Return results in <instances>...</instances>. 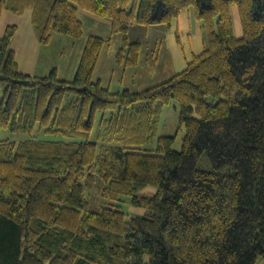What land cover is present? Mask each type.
Returning <instances> with one entry per match:
<instances>
[{
	"label": "trees",
	"instance_id": "obj_1",
	"mask_svg": "<svg viewBox=\"0 0 264 264\" xmlns=\"http://www.w3.org/2000/svg\"><path fill=\"white\" fill-rule=\"evenodd\" d=\"M81 8L111 34L87 38L74 80L21 70L17 24L0 37V264H264V0H0V17L30 10L48 43L83 34ZM190 8L208 45L180 72L141 91L94 79L114 35L169 30ZM140 53L125 37L117 62ZM172 100L180 151L159 134ZM94 175L96 210L82 182Z\"/></svg>",
	"mask_w": 264,
	"mask_h": 264
},
{
	"label": "rangeland",
	"instance_id": "obj_2",
	"mask_svg": "<svg viewBox=\"0 0 264 264\" xmlns=\"http://www.w3.org/2000/svg\"><path fill=\"white\" fill-rule=\"evenodd\" d=\"M188 11H190L189 15L191 16L194 9L190 8ZM231 13L235 35L240 37L242 36V28L236 6H231ZM79 18L83 22V34L81 36L73 37L54 32L48 43H42L34 29L30 10L24 13L5 10L0 17V37L5 35L7 26L17 24L18 32L11 46L16 51L21 70L33 76H46L52 70L57 69L59 78L74 80L87 38L91 34L104 38L111 34L109 18L100 17L83 8L79 10ZM191 20L189 32H187V24L180 26L175 20L169 30L164 25L135 24L129 28L125 35H114L111 43L105 46L103 50L102 58L94 73V79L100 78L104 84L109 85L110 79L114 78L116 84L124 82L131 90L141 91L180 72L193 59L194 55L202 52L207 44V37L201 24L196 18L194 20L192 17ZM125 37L128 38L129 42L141 43L138 65L124 66L117 62V54L124 44ZM180 111V105L176 100L167 104L163 108L159 128L160 135L175 137L172 149L176 151L182 149L186 131L185 125L180 122ZM5 133L12 138L16 136L17 139L18 136L25 137L24 134L16 135L9 131H5ZM97 179L99 180L98 175L87 176L82 179L93 210H96L95 208L101 204V200L98 198ZM151 191L154 189L148 190V192ZM127 198L118 201L117 204L125 211L130 212L131 206L128 201L129 198ZM262 263L261 260L258 264Z\"/></svg>",
	"mask_w": 264,
	"mask_h": 264
},
{
	"label": "crops",
	"instance_id": "obj_3",
	"mask_svg": "<svg viewBox=\"0 0 264 264\" xmlns=\"http://www.w3.org/2000/svg\"><path fill=\"white\" fill-rule=\"evenodd\" d=\"M190 14V11H187V12H184L183 13V15H181V17L177 20V25H182V26H184V25H188V30H187V32H189V30H190V24H191V19H192V17H193V19L195 20V18H194V16H195V14H194V12L192 13V15L190 16L189 15ZM182 18V19H181ZM180 19H181V21H180ZM183 20V21H182ZM181 22H184V23H181ZM174 24V23H173ZM173 35V34H172ZM201 38H202V35H201ZM14 40V39H13ZM201 40V39H200ZM181 55V54H180ZM101 58H102V55H101ZM101 58H100V60H101ZM100 62V61H99ZM185 68V67H184ZM183 68V69H184ZM110 83H111V85H110V88H111V90L113 91V92H119V91H122L127 85L124 83V82H119V84H116L115 82H114V78H112V79H110Z\"/></svg>",
	"mask_w": 264,
	"mask_h": 264
}]
</instances>
